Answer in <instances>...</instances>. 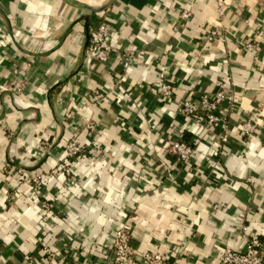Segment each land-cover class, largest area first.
<instances>
[{"label":"crops","instance_id":"crops-1","mask_svg":"<svg viewBox=\"0 0 264 264\" xmlns=\"http://www.w3.org/2000/svg\"><path fill=\"white\" fill-rule=\"evenodd\" d=\"M263 15L264 0H224L221 16L214 0H0V264H45L44 248L53 264H110L119 228L135 256L157 249L168 264H218L251 234L264 255ZM99 23L118 50L103 64L87 52ZM212 28L221 40H206ZM120 51L133 53L125 72ZM160 74L168 105L153 89ZM228 76L235 102L217 151L220 130L178 115V101L212 98ZM178 137L197 140L189 161L169 155ZM70 140L82 149L71 176L51 174ZM15 170L42 173L40 187Z\"/></svg>","mask_w":264,"mask_h":264},{"label":"built area","instance_id":"built-area-1","mask_svg":"<svg viewBox=\"0 0 264 264\" xmlns=\"http://www.w3.org/2000/svg\"><path fill=\"white\" fill-rule=\"evenodd\" d=\"M215 8L218 15L223 14L224 0H214ZM189 8V7H188ZM186 8L181 12V19L184 24L190 18V11ZM264 36V15L260 18V29L257 37ZM217 28H212L206 36L208 42L215 40H221ZM147 44V43H145ZM256 49V43L248 42L244 46L246 52H252ZM118 50L112 47L108 41V28L104 23L97 24L94 28H91L88 32L87 40V52L88 55L96 62L103 64L106 63L110 56L116 54ZM133 53L120 51L117 61L120 64L121 72H125L132 63ZM164 75L160 74L158 77V83L154 86V91L157 94L161 102L169 104L172 101V86L168 83L162 82ZM232 78L230 76L217 81V90L213 97L210 98L207 95H200L196 100L189 98H183L178 101V115L190 119L198 120V123L202 126L206 132L211 131L212 128H218L219 134L213 135L212 139L215 140V149L220 151L223 145L228 141L229 135V123L228 113L232 111L233 104L235 102V96L233 94V88L231 84ZM261 95L264 97V87L261 89ZM98 92L94 93V100H98ZM224 103L226 109L220 107ZM93 123L86 125L87 129H93ZM256 131V124L247 120L240 126V132L245 137H250ZM197 140L185 142L180 140L179 137L172 139L167 147L169 155L176 158L179 161H189L196 153ZM49 142L43 140L39 143L38 153H44L49 149ZM66 159L59 163L52 169L51 174H57L58 170H63L67 176L71 175L68 162L70 159L79 156L82 152L81 147L75 140H70L65 145ZM20 172V171H19ZM15 173V171H13ZM42 179V173L36 172L31 176H26L20 173L18 175L17 184H26L32 187L40 186ZM47 206V205H45ZM247 228L242 226V232H246ZM262 243L257 234L248 235L246 239V245L243 250H231L225 249L217 257L218 264H264V255L262 254ZM43 256L45 264H53L56 260V252L50 248L43 249ZM26 264L30 263V257H25ZM110 264H168L167 257L162 255L157 249L146 252L139 256H135L134 251L130 246V239L126 229L119 228L114 233V239L112 243V258Z\"/></svg>","mask_w":264,"mask_h":264},{"label":"rangeland","instance_id":"rangeland-1","mask_svg":"<svg viewBox=\"0 0 264 264\" xmlns=\"http://www.w3.org/2000/svg\"><path fill=\"white\" fill-rule=\"evenodd\" d=\"M72 159H74V158H72ZM70 161H71V160H70ZM60 163H61V162H60ZM69 169H70V167H69ZM59 172L62 173L61 169L58 170V173H59ZM63 173L66 175V173L64 172V170H63ZM13 174H15L16 178H18L17 176L20 175L19 172H18L17 170H15V173H13ZM66 176H67V175H66ZM70 176H71V175H70ZM70 176H68V177H70ZM16 178H15V179H16ZM19 185H20V184H19ZM32 187H33L34 189H38L40 186H38V185L35 186L34 184H32Z\"/></svg>","mask_w":264,"mask_h":264}]
</instances>
